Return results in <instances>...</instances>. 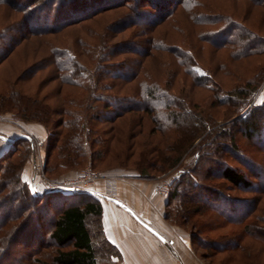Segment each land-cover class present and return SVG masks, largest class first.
Masks as SVG:
<instances>
[{
	"label": "trees",
	"instance_id": "obj_1",
	"mask_svg": "<svg viewBox=\"0 0 264 264\" xmlns=\"http://www.w3.org/2000/svg\"><path fill=\"white\" fill-rule=\"evenodd\" d=\"M263 84L264 0H0V112L45 127L49 170L90 162L155 179L193 150L165 215L207 264H264ZM207 90L226 119L197 109ZM23 146L35 149L22 136L0 156V264H119L99 194L32 191L27 156L13 162Z\"/></svg>",
	"mask_w": 264,
	"mask_h": 264
},
{
	"label": "crops",
	"instance_id": "obj_2",
	"mask_svg": "<svg viewBox=\"0 0 264 264\" xmlns=\"http://www.w3.org/2000/svg\"><path fill=\"white\" fill-rule=\"evenodd\" d=\"M0 119V156L14 141L31 133L46 134L39 123ZM120 170V169H119ZM31 165L23 178L30 180ZM117 180H102L95 191L102 204L105 234L121 252L119 264H207L193 246L190 233L166 218L168 193L157 190L158 181L137 171L121 169ZM116 192V198L110 196Z\"/></svg>",
	"mask_w": 264,
	"mask_h": 264
},
{
	"label": "rangeland",
	"instance_id": "obj_3",
	"mask_svg": "<svg viewBox=\"0 0 264 264\" xmlns=\"http://www.w3.org/2000/svg\"><path fill=\"white\" fill-rule=\"evenodd\" d=\"M43 16H46V15L43 14ZM40 21H42V24H44V25L45 24H49V22H50L48 17H44ZM78 30L81 32L82 28H81V30L80 29H78ZM78 30L76 31V33L78 32ZM70 32H71V30H70ZM126 32L127 33H125V34H128V32H130V31H126ZM138 32H139L138 30L135 31V34L136 33L137 34L141 33V32H139V33ZM98 33H99L98 37H96L95 39L92 40L91 48L89 50L91 52L93 60L94 59L98 60L100 58L101 50H102L103 44L105 43V37H104L105 34H106L105 30L104 29H99ZM138 37H141V36H138ZM139 45L140 46H144L143 43L139 44ZM24 52H27V49H20L18 54H17L18 58H22L23 55H24L23 54ZM196 68L199 70L200 73H205L204 68H202V66H200L199 64H196ZM84 79H85V83L88 86V95L90 94V92H91V94L93 92H96L95 89H94L95 87L93 86L95 84L94 80L96 79V74H95L93 68H89L85 72ZM91 81H92V83H91ZM188 89H189V87L186 86V81H185V87H183L184 91L182 92L183 96H185L187 94ZM212 94L209 92V90L201 92L200 97H198V99H199L198 101H199V105L200 106L197 109L202 110L204 112V114L212 115L216 119L223 120L228 115V111L224 110L223 108L217 107L216 105L213 106V107L211 106V104H212L211 101L213 99L212 96H211ZM254 99L257 102H261L262 100H264V84H263L261 90L258 92V94L255 96ZM91 102H92V100H91ZM2 116H4V117L5 116H11V118L13 120L20 121V122H25V123H39V122H35V121H23L21 119H17L11 112H0V119L2 118ZM39 124H41V123H39ZM45 132H46V134L44 135V138H43V136H41V135L38 136L35 133L34 134L31 133L30 135H26L25 134L24 136L31 137V139L34 142L35 149H34V151L32 153L31 152L28 153V147L23 146L21 148V151H19L16 154L15 158L13 159V162L15 163V166H17L18 164H21L24 161L25 156H27V161L25 162L23 170H22V177H23V171H24L25 166L27 164L31 165L32 173H31L30 180L26 181L24 178L23 179L29 184V186H30L32 191H34V192L38 191L39 192V191H43V190H48L49 189L48 186L43 181L44 176H46L47 178H50V179H52V178H58V179L77 178L80 175L81 171L84 168H86L87 166L92 167L93 169L97 170L100 173V175H101L100 178L97 181V184H96L95 188L97 187L98 183L100 181H102V180H105V181L106 180L107 181L111 180V181H113V180H117V179L120 178V176L118 175V172H120V170L122 168L109 169V168H105V167L101 166L98 169V168L94 167L90 162H86L80 167L70 168V169H65V168L53 169V170L46 169L44 162H45V158H46V152L48 150V147H49L52 139H49V132L46 129H45ZM247 144H248V142H246V141L243 143V145L245 147L247 146ZM246 149H247V147H246ZM192 152H193V150H192ZM192 152H190V154H188V155L186 153L183 155V160H184L183 163L184 164H182L181 166L186 165V163L189 161V159L192 158V156H193ZM180 167H176V168L174 167V168L169 169L165 173H160L159 176H157L154 180H157L158 184H159L164 179L171 177V178H173L171 180V182H172V181H174V178L176 177V171ZM129 170L131 171L132 169H129ZM3 176H2V173H1L0 174V178L3 177ZM262 179H263V182H264V176L262 177ZM169 187H170V185H169ZM9 189H10V187L7 188L6 191H8ZM231 192L233 194L240 195V193L237 192V191H231ZM60 199L62 200V199H64V197L55 196L53 198V200H55L57 206L59 204H62ZM75 199H77V197ZM41 200L43 202L44 201L47 202V201H49V197L41 198ZM50 200H51V202H49L50 206H49V211L48 212H49V214H54L56 212V208L52 207L53 200L52 199H50ZM212 233L214 234L215 232H211V234ZM23 248H27V247L25 246ZM55 250H56L55 246L49 247L50 254L53 253ZM196 252L199 253V254L202 253L203 252V248H198ZM49 259H50V256H49ZM8 262H10V261L7 260L6 264Z\"/></svg>",
	"mask_w": 264,
	"mask_h": 264
},
{
	"label": "built area",
	"instance_id": "obj_4",
	"mask_svg": "<svg viewBox=\"0 0 264 264\" xmlns=\"http://www.w3.org/2000/svg\"><path fill=\"white\" fill-rule=\"evenodd\" d=\"M177 172H184L183 168H179ZM100 173L93 169L92 167L87 166L84 168L80 175L77 178H47L44 176L43 181L50 189H61L65 191H74L76 189H87L94 193H97L95 191V186L97 184L98 179L100 178ZM173 178L169 177L164 179L158 184L157 190H159L162 193H169V185ZM110 196L112 198H116V192H111Z\"/></svg>",
	"mask_w": 264,
	"mask_h": 264
}]
</instances>
